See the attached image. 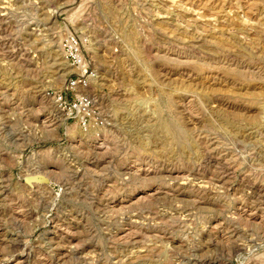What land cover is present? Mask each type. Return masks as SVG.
Listing matches in <instances>:
<instances>
[{
	"label": "rangeland",
	"instance_id": "374dc122",
	"mask_svg": "<svg viewBox=\"0 0 264 264\" xmlns=\"http://www.w3.org/2000/svg\"><path fill=\"white\" fill-rule=\"evenodd\" d=\"M0 264H264V0H0Z\"/></svg>",
	"mask_w": 264,
	"mask_h": 264
},
{
	"label": "built area",
	"instance_id": "2783aa9c",
	"mask_svg": "<svg viewBox=\"0 0 264 264\" xmlns=\"http://www.w3.org/2000/svg\"><path fill=\"white\" fill-rule=\"evenodd\" d=\"M60 45L65 63L70 70V74L66 79L65 90L74 92L77 89L86 88L89 66L78 39L69 34L61 40ZM43 95L53 101L56 111L65 121H73L83 130L87 129L91 122L94 125L99 123L103 125V120L101 122V120L94 119L93 103L89 97L75 96L77 102L68 103L61 95L50 90L43 92Z\"/></svg>",
	"mask_w": 264,
	"mask_h": 264
},
{
	"label": "bare ground",
	"instance_id": "6f19581e",
	"mask_svg": "<svg viewBox=\"0 0 264 264\" xmlns=\"http://www.w3.org/2000/svg\"><path fill=\"white\" fill-rule=\"evenodd\" d=\"M53 62H54V60H53ZM53 62H52V63H53ZM54 65H55V64H54ZM56 66H58V65H56ZM51 68H52V67H51ZM52 69H53V68H52ZM57 69H58V68H57ZM53 70H54V69H53ZM55 71H57V70L55 69ZM47 106H48V105H47ZM144 192H145V191H144ZM144 192H143V193H144ZM143 193H141V195H140V194L137 195V197H136V201H139V200H140V198L142 197V194H143ZM144 194H145V193H144ZM146 195H147V194H146ZM139 196H140V197H139ZM129 200H130V199H129Z\"/></svg>",
	"mask_w": 264,
	"mask_h": 264
}]
</instances>
